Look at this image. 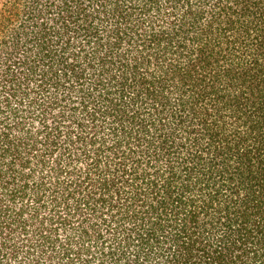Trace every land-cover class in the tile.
<instances>
[{"label": "trees", "instance_id": "16d2710c", "mask_svg": "<svg viewBox=\"0 0 264 264\" xmlns=\"http://www.w3.org/2000/svg\"><path fill=\"white\" fill-rule=\"evenodd\" d=\"M0 264H264V0H0Z\"/></svg>", "mask_w": 264, "mask_h": 264}]
</instances>
